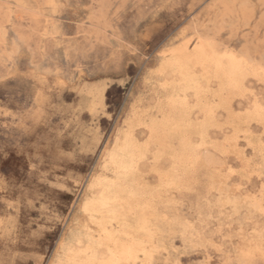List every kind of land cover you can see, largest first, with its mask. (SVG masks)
<instances>
[{"label": "rangeland", "instance_id": "rangeland-1", "mask_svg": "<svg viewBox=\"0 0 264 264\" xmlns=\"http://www.w3.org/2000/svg\"><path fill=\"white\" fill-rule=\"evenodd\" d=\"M199 36L264 69V0H0V264L97 236L82 207L126 143L156 264L264 260V73L185 90L163 65Z\"/></svg>", "mask_w": 264, "mask_h": 264}, {"label": "bare ground", "instance_id": "bare-ground-1", "mask_svg": "<svg viewBox=\"0 0 264 264\" xmlns=\"http://www.w3.org/2000/svg\"><path fill=\"white\" fill-rule=\"evenodd\" d=\"M169 53L162 71L180 77L184 81L183 88L196 93L199 86L195 80L196 68H200L203 77L223 80L224 87L234 91L242 90V78L245 75L250 73L258 76L264 73L261 66L250 65L244 58L219 53L210 40L200 36L191 50L177 47ZM257 113L260 115L262 111ZM119 150L120 155L109 154L108 157L115 178L103 185L98 180L92 182L90 187L99 185L100 190L96 197L86 201L82 207L101 219L92 221L97 227V236L89 234L84 238L76 237L74 244L66 247L54 264H156L154 252L159 244L154 245L149 239L153 233L148 228L149 203L143 194L131 189L127 182L128 176L134 171L135 156L139 154L129 143ZM139 233L142 237L138 236Z\"/></svg>", "mask_w": 264, "mask_h": 264}, {"label": "snow or ice", "instance_id": "snow-or-ice-1", "mask_svg": "<svg viewBox=\"0 0 264 264\" xmlns=\"http://www.w3.org/2000/svg\"><path fill=\"white\" fill-rule=\"evenodd\" d=\"M262 179H264V177H262ZM261 205H262V207H261V211L264 212V200L261 201ZM260 264H264V260H262V261L260 262Z\"/></svg>", "mask_w": 264, "mask_h": 264}]
</instances>
